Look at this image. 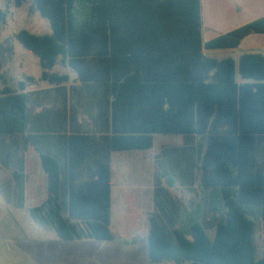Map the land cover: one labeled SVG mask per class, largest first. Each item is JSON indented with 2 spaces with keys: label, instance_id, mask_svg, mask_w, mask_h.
<instances>
[{
  "label": "trees",
  "instance_id": "trees-1",
  "mask_svg": "<svg viewBox=\"0 0 264 264\" xmlns=\"http://www.w3.org/2000/svg\"><path fill=\"white\" fill-rule=\"evenodd\" d=\"M27 1H30L29 13H38L46 19L51 32L36 35L20 30L13 37L38 56L41 79L52 85L62 84L68 79L54 71L59 64L76 71L82 81L95 78V73L85 67L89 64L85 57H94L98 53L99 57H104L101 60L107 62L106 56H101L107 49L103 50L99 44L109 47L111 70L121 64L138 63L140 66L143 63L142 52L136 48L141 46L134 49L126 40H147L146 67L161 74L142 77L137 74L139 69L135 68L134 74L129 71L125 75L113 76V85L148 82L166 90L163 93L165 103L162 100L155 109L159 122L149 128L118 127L115 101L114 136L110 138L109 152L148 150L152 148V135L155 133L200 136V187L209 191L213 212L220 216L216 220V257L211 263L264 264V256L257 257L254 244L256 223L262 221L264 224V167L255 175L243 171L260 144L264 146V56L241 57L242 77H252L245 73V60L257 58L261 61V74L258 73L257 79L262 82L242 85L240 107L223 109L219 101L217 103L210 98L212 90H221L222 62L216 63L203 53L204 49L237 48L249 35H264V16L203 43L201 0H14V6L19 8ZM9 15L6 3L4 9L0 8V30ZM66 58H69L67 63ZM214 69L217 72L209 77ZM215 76L218 84L207 82L209 78L213 81ZM33 83L34 78L27 77L18 83L17 90L6 85L0 89V164L12 169L15 179L23 177L22 167L17 164L22 162L17 138L26 131L27 99L24 91ZM177 88L186 90L188 97L178 99L174 94ZM252 89L255 92H251ZM190 90L196 91L192 98ZM215 103L217 108L213 107ZM165 104L167 108H164ZM224 118H230L231 122L224 123ZM80 140L83 141L70 146L71 180L64 204L59 196V169L50 158L41 154L47 174L48 196L45 205L32 211L35 214L46 209L50 218L38 221L52 227L61 240H111L109 160L106 158L94 167L89 180L77 182L73 169L97 150L94 138L81 137ZM35 216L38 217L37 214ZM180 227L193 231L200 229L201 225L198 219L186 216ZM160 230L164 227L151 217L150 264H159L163 259L155 248ZM221 255H224V260H221Z\"/></svg>",
  "mask_w": 264,
  "mask_h": 264
},
{
  "label": "crops",
  "instance_id": "crops-1",
  "mask_svg": "<svg viewBox=\"0 0 264 264\" xmlns=\"http://www.w3.org/2000/svg\"><path fill=\"white\" fill-rule=\"evenodd\" d=\"M8 3L10 14L17 9L27 6L30 1L21 7L14 6V0H4ZM202 5V41L208 42L221 34L230 32L248 22L264 16V0H201ZM36 13H31L35 15ZM206 29V35L203 30ZM51 32L49 23L41 33ZM206 36V39H205ZM103 43V42H101ZM134 49L141 50L143 62L133 65L121 64L111 70L109 47L103 61L98 53L94 57H85L95 78L82 81L77 72L67 65H57L54 71L67 76V81L59 85H52L41 79V75L34 76L24 73L22 63L11 64L6 58H2L0 72L13 73L18 89V83L25 81L27 77H33L34 83L26 87V131L17 138L18 153L22 158L21 165L23 177L15 179L12 169H6L0 164V169L8 176L0 180V188L13 190L5 192L11 204L23 209L29 205L28 211L33 220L49 219L46 209L35 212V208L45 205L48 196L47 174L43 168L41 154L50 158L57 165L60 173L59 196L62 204L67 199V187L70 179V146L71 143H79L81 137L94 138L97 147L96 153L88 159L82 160L74 170L77 182L83 183L89 180L94 167H98L106 158L109 160L111 171V221L110 230L113 239L98 241L93 239H81L99 243L96 248L95 264H150V218L154 217L163 227L156 243L158 254L161 255L159 264H213L216 237V220L220 218L212 209V202L208 190L200 187L201 171L198 163L200 142L202 139L196 134L192 135H165L153 134V145L148 150H131L109 152L110 138L114 136V102L117 101L116 125L124 129L134 127L149 128L157 119L158 104L166 101V90L154 84L143 83L141 85L128 84L125 86L113 85V76L125 73L134 74L135 68L139 69L138 75L150 77L160 75L151 72L146 67L148 48L147 40H126ZM100 48V49H101ZM11 48H4L7 53ZM131 52V51H130ZM132 52H135L132 50ZM146 53V54H145ZM209 59L216 63L222 62L220 70L221 90H212L210 98L223 109L239 108L241 86L256 84L261 74V61L257 58H248L243 63L247 76L240 73L241 57L243 55L264 56V35L252 34L244 38L237 48L203 50ZM69 58L65 59L67 63ZM147 68V70H146ZM217 69L209 73L215 75ZM21 78V79H18ZM208 83L218 84V80ZM3 85V86H4ZM174 94L178 99L187 98L188 92L177 88ZM251 92H255L252 89ZM196 91L190 90V97ZM245 93V92H244ZM214 108L218 105L215 103ZM167 108V105H164ZM143 112L139 113L138 110ZM224 123L231 119L224 118ZM127 132H129L127 130ZM137 132V131H134ZM118 134V133H117ZM135 134V133H132ZM74 145V144H73ZM18 154V155H19ZM50 161V160H49ZM50 163V162H49ZM10 164V168H11ZM264 167V146L260 144L259 150L250 156L248 166L243 167L249 174L260 173ZM14 170V169H13ZM74 179V176H73ZM138 190H142L138 192ZM65 216H67L65 214ZM198 219L201 228L191 230L181 228V222L185 217ZM141 217L142 227L138 231L130 232L129 227L136 226L129 223L131 220ZM112 221H126L125 229L115 234L111 229ZM258 225L263 227L259 232ZM259 237L262 241L259 243ZM80 241V240H77ZM254 244L258 258L264 256V224L256 223ZM224 246L221 249L224 250ZM177 258V259H176ZM221 255V260H224Z\"/></svg>",
  "mask_w": 264,
  "mask_h": 264
},
{
  "label": "rangeland",
  "instance_id": "rangeland-1",
  "mask_svg": "<svg viewBox=\"0 0 264 264\" xmlns=\"http://www.w3.org/2000/svg\"><path fill=\"white\" fill-rule=\"evenodd\" d=\"M0 8H5L4 0H0ZM48 26V21L38 13L31 15L27 6L17 9L7 17L6 23L0 30V63L6 58L11 64L22 63L24 73L40 76L42 68L40 60L31 51L23 47L13 35L20 30L30 33H41ZM206 35V29L203 30ZM206 39V36H205ZM11 48L7 53L4 48ZM0 89L4 84L17 86L13 73L2 72ZM21 79V78H18ZM8 176L0 169V180ZM142 190H138L140 192ZM5 192L13 190L0 188V264H95L96 248L99 243L85 240H61L56 236L52 227L45 223L33 220L26 205L21 209L5 198ZM132 226L127 230L138 231L142 227L141 217L129 222ZM127 222L112 221L111 229L115 234L125 229ZM259 232L263 230L258 225ZM262 237H259V243Z\"/></svg>",
  "mask_w": 264,
  "mask_h": 264
}]
</instances>
